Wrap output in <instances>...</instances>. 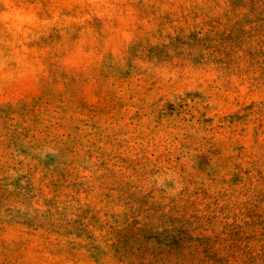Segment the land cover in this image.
Segmentation results:
<instances>
[{"label":"rangeland","instance_id":"374dc122","mask_svg":"<svg viewBox=\"0 0 264 264\" xmlns=\"http://www.w3.org/2000/svg\"><path fill=\"white\" fill-rule=\"evenodd\" d=\"M0 264H264V0H0Z\"/></svg>","mask_w":264,"mask_h":264}]
</instances>
